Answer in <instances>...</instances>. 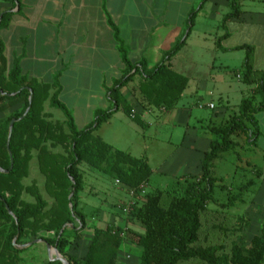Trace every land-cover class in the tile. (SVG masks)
I'll return each instance as SVG.
<instances>
[{"label": "trees", "instance_id": "obj_1", "mask_svg": "<svg viewBox=\"0 0 264 264\" xmlns=\"http://www.w3.org/2000/svg\"><path fill=\"white\" fill-rule=\"evenodd\" d=\"M3 1L11 9L17 5L20 11L19 0ZM11 15L0 12V30L7 28ZM195 15L193 11L188 17L190 26ZM238 15L235 0H232L231 12L224 17L222 26ZM107 24L113 32L124 68L121 77L108 90L112 108L96 110L93 122L82 130L77 129L70 110L58 99L59 75L54 77L52 84L37 82L21 74L17 60L7 70L0 40V113H4L0 121V264H20V250L14 247V238L15 244L21 240L40 239L55 247L69 264H118L116 256L124 241L140 247L138 264H262L264 218L259 235L246 244L241 234L248 227V220L226 212L241 198L252 180L240 187V192L229 197L226 203L217 204V208L208 207V203L214 201V187L221 181L211 176L214 162L221 153L239 146L233 136L249 139L250 135L252 138L258 135L254 115L264 110V73L252 68V48H236L244 52L238 75L243 84L253 86L252 96L240 101L235 116L210 129L214 140L203 154L200 175L190 180L184 178L183 185L174 190L145 192L151 175L146 158H136L114 149L93 136V132L119 109L140 123L119 94L134 75L141 76L138 94L145 103L154 108L173 109L187 79L173 71L168 61L178 53L184 41L178 42L151 72L146 73L145 62L132 64L118 29L109 19ZM222 38L218 40V48ZM45 103L50 109L61 111L64 120L50 121L49 115L43 112ZM21 117L13 124L7 146L9 123ZM57 148L62 151H55ZM32 158L43 177V189L50 202L43 199L35 184H23ZM81 163L113 178L131 192L132 197L143 195L141 205L134 204L128 212L140 224L142 232L93 228L85 255L76 258L68 254V248L73 244L72 238L78 235L74 222H78L80 230L85 226L84 216L77 210L82 188L78 173ZM251 171L256 169L251 168ZM24 196L31 197L32 201L25 200Z\"/></svg>", "mask_w": 264, "mask_h": 264}, {"label": "crops", "instance_id": "obj_2", "mask_svg": "<svg viewBox=\"0 0 264 264\" xmlns=\"http://www.w3.org/2000/svg\"><path fill=\"white\" fill-rule=\"evenodd\" d=\"M145 1H148L147 6L150 9V16L148 15L150 18L145 19L150 20L154 17V14H156L157 17L156 19L153 18L154 21L152 24L141 20L143 17H141L142 13L138 16L135 10L136 7H138L139 10L140 5L133 0L54 1L58 16L55 19L45 17L41 23L43 26L55 25L54 40L56 49L54 64L56 74L54 77L59 75L58 81L61 87L58 96H60L63 91L64 81L68 80L77 88V94H84L87 97L85 108H92L93 118L96 110H107L112 108L108 99V90L113 86L114 82L121 77L124 67L116 48L113 32L107 24V19L118 29L119 37L128 50L129 61L132 64H138L144 61V71L146 73L151 72L161 62L164 55L178 42L184 41L178 53L168 61V65L173 71L187 79L186 87L173 109L164 110L162 108H154L145 103L138 94V85L141 82V76L139 75H134L132 79L119 90V94L131 107L133 116H136L139 122L142 123V126L154 125L155 123H159L160 119H162L164 123L170 124L173 131L175 130L177 132L179 131L177 129L185 127L180 145L188 149L189 152L193 151V153L198 151L196 148V141H200V139L197 135L198 132H195L194 126L189 124V121L193 118L191 108L185 107V105L189 100L194 98L197 101L195 106L199 110L205 109L211 111V115L204 117L197 115L195 118L196 123L207 121L205 128L206 132L202 133L204 139L201 140L202 143L200 142L202 144V151H200L199 158L201 165L203 154L207 151L205 146H209L212 141L210 137L207 136V134L211 135L210 129L223 125L226 121L235 116L240 101L252 96L253 86L243 84L237 72L236 78L241 82V87L236 86L232 90V88H229L230 86L227 85L228 89H226V91L217 90L218 107H216L213 101L207 103L202 102L206 90L199 86V82L196 83V79H190V77H186L176 71L172 62L187 45L190 36L193 35L195 39L198 40V48L203 56L208 53H215V55L220 54L221 57H224L217 62V64L214 65V63H211L210 67H206V69L208 68L211 72L215 71V75L218 76L220 81H228L226 75L231 66H233L230 56L236 55L234 53H243L240 59L241 68L244 61V52L236 50V48L240 46L252 48V68L254 71L264 73V0H235L239 15L227 20L224 26H222L223 19L231 12L232 0H162V6L161 3L156 0ZM19 2L21 6L20 11H18L17 5L13 9H11L8 3L2 6L4 9L8 10L5 12H10L12 14L7 28H5L6 30L13 25H15V27H27L30 23L31 18L29 13H27V6L23 5L20 0ZM140 2L143 1L141 0ZM210 2L213 3L215 8H228L230 11L221 14L215 9L207 14L204 7ZM22 10H24L26 14L19 16ZM193 11H196V15L193 24L190 26L188 24V17ZM13 15H17L15 17L19 20L13 22L11 20ZM204 17H208L207 19L213 23L212 27H210V30L206 28L195 31L197 22L204 20ZM220 38L222 39L219 42L220 47L218 48L217 45ZM1 42L3 44V40ZM21 42H25V38H21ZM26 59L24 51L18 52L17 55L11 58L10 68H12L14 61L17 60L22 75L43 83L38 81L37 78H34L33 71H29L26 68ZM39 60L42 61V58ZM235 60L236 62L238 61L237 56ZM233 91L236 96L247 95L248 97H242L240 100L236 99V101L231 104L229 96ZM181 101L185 102V105H183ZM92 103H98V105H91ZM208 105H212L213 108H208ZM69 110L74 119L75 126L77 127L74 114L75 111H73L71 107H69ZM229 110L232 111L231 116L227 115ZM155 111L159 114L157 115ZM119 112L120 109L108 120L116 117ZM3 118L4 113H0V121ZM128 118L132 120L130 117ZM254 119L258 129V135L253 138L250 135L249 139H245L243 136L236 137L239 144H247L248 159L245 164L250 175L253 177V179H251L252 183L243 191L241 198L234 203L240 202L242 205H245L243 213H237V215L243 216L248 220L249 225L246 230L251 229L253 226H258L260 230L261 222L264 218V213L261 212L259 207H256L253 203L246 206V202L243 200L248 190L257 184H260L258 186V192L264 191V110L257 112L254 115ZM215 123L218 124L216 125ZM89 125L90 123L87 127ZM251 141H254V143L251 144ZM146 161L148 164V157ZM251 168H255L256 171L252 172ZM258 170L260 173H258ZM151 173L154 172L151 170ZM196 175H200V173ZM243 185L245 184H242L240 187ZM239 188L238 192H240ZM129 196H132V194L129 193ZM132 231L136 232V230ZM244 233L245 232H243V234ZM88 244L89 242H73L68 248V254L76 258H82L86 253ZM14 247L20 250L18 254L20 264H25L27 262L30 264H47L49 262V257L54 256L53 252H49L46 249L44 243H19ZM124 247L128 248L129 251L134 249L137 250L138 253L140 252V247L137 245L131 242H122L116 256L117 263L138 264L134 261L133 255H131L130 252L124 253L122 251ZM60 257L66 260L61 255Z\"/></svg>", "mask_w": 264, "mask_h": 264}, {"label": "rangeland", "instance_id": "obj_3", "mask_svg": "<svg viewBox=\"0 0 264 264\" xmlns=\"http://www.w3.org/2000/svg\"><path fill=\"white\" fill-rule=\"evenodd\" d=\"M23 5L27 6V13L31 18L27 27H15L11 26L9 29L0 30V40H3L4 45V58L7 70L11 66V58L17 55L18 52L24 51L26 54L25 66L29 71H33L34 78L43 83H51L54 80L56 74L54 64L55 54V40L54 30L55 25L43 26L41 21L45 17L56 18L58 11L54 6L55 0H20ZM94 1V0H93ZM140 5L139 10L136 7V12L141 14V20L153 23V18L156 19V14L150 20L148 17L150 9L148 8V1L133 0ZM161 3L162 0H156ZM7 4L3 0H0V12L8 11L2 6ZM204 9L209 14L211 11L217 9L221 14H225L230 11L228 8L214 7L210 2L205 5ZM156 12V11H155ZM26 12L22 10L19 16L25 15ZM17 15H13L12 21L19 20ZM150 16V15H149ZM209 17V15H208ZM207 17V18H208ZM206 17L204 20H200L196 24L195 31L202 29H209L213 23ZM186 33V32H185ZM185 36V35H184ZM183 36V38H184ZM21 38H25V42H21ZM198 40L193 35L190 36L187 41V45L181 50L179 55L173 60L172 65L176 71L190 77V79H196V83L199 82V86L206 90L203 95L202 102L207 103L213 101L216 107H218V100L216 96L217 90H225L232 88V90L238 86L241 87V82L236 78L237 72L240 68V59L243 53H234L231 55L232 65L227 72V82H222L215 75V71L211 72L208 68L211 63L217 64L222 58L220 54L208 53L203 56L199 50ZM237 56V61L235 60ZM42 58V61L39 59ZM229 58V57H228ZM32 73V72H31ZM225 83V84H224ZM52 84V83H51ZM70 81L65 80L63 83V91L58 96L60 102H62L68 109H73L77 128L79 130L85 129L87 125L93 122L92 108L86 109L85 105L86 96L84 94H77L76 90ZM94 89V88H93ZM209 92V93H208ZM81 93V92H80ZM233 91L230 94L229 101L232 104L236 99L242 97H248L247 95L236 96ZM183 105L185 102L181 101ZM196 100L192 98L188 101L185 107L191 108L193 118L189 121L191 126H194L195 132H198L199 140L196 141V148L198 151H188L185 147H181L180 143L183 137V130L185 127L179 128V131H173L170 124L164 123L160 119L159 123L152 124L151 126H142V123L130 120L120 110L116 117L103 122L99 128L93 132V136L98 137L106 144L112 146L114 149L128 153L129 155L140 158L148 157V164L154 173H151L149 178V184L145 187V192H151L155 189L158 190H174L183 185V179H191V177L200 173V151H202V142L206 132L207 121L200 123L195 122L197 115L207 116L212 112L209 110H199L196 105ZM180 104V103H179ZM98 105V103L91 104ZM179 106V105H178ZM19 107V106H18ZM12 111V110H10ZM43 112L49 115V120L52 122H62L64 116L61 111L56 109H50L47 103L44 104ZM158 115L159 113L155 111ZM163 115V114H162ZM166 115V114H165ZM227 115L231 116L232 111H228ZM163 122V123H162ZM216 125L218 123H215ZM211 140H214V136L207 134ZM233 141L238 142L236 137H232ZM201 142V143H200ZM239 144V142H238ZM205 149H209V146H205ZM57 152H61L60 148L55 149ZM247 144H239L233 150L221 153L219 158L214 162L211 170V176L219 181L214 187L212 198L213 202L208 203L209 208H217V204H224L228 201V198L235 196L238 193V188L242 184H246L249 180L253 179L249 170L246 167V160L248 159ZM34 156V155H33ZM78 173L81 177L82 188L79 192V202L77 206L78 212L84 216L85 226L80 230L78 222H74V226H77L78 235L72 238V242H89L92 237V229H106V228H121L123 230L130 229L136 230V232H142L140 224L132 217L129 216L130 207L135 205L140 206L143 202L142 196H129V191L124 189L113 178L103 175L98 171L90 169L84 163L78 166ZM199 176V175H196ZM24 185L35 184L43 199L50 202L47 194L43 189V177L37 170V164L35 158H32L28 166V176L23 180ZM257 184L244 195L243 200L246 202V206L250 203L259 207L262 213H264V191L258 192ZM128 192V193H127ZM27 201H32L29 196L23 197ZM245 209V205L237 202L232 207L226 209V212L230 214H242ZM69 228L72 225H68ZM244 234H241V240L248 244L252 236L259 235L260 230L258 226H253L249 230H245ZM16 241V238H14ZM40 240V239H38ZM35 240H21L20 243H29ZM127 242V241H124ZM122 251L130 252L133 255L134 261L138 263V251L123 248ZM30 264V263H25ZM135 264V263H134Z\"/></svg>", "mask_w": 264, "mask_h": 264}, {"label": "water", "instance_id": "obj_4", "mask_svg": "<svg viewBox=\"0 0 264 264\" xmlns=\"http://www.w3.org/2000/svg\"><path fill=\"white\" fill-rule=\"evenodd\" d=\"M0 94H2L1 92H0ZM13 95V94H12ZM29 101H30V98H29ZM27 111H28V109L26 110V112H25V114L27 113ZM24 114V115H25ZM22 119V117L21 118H19L18 120H11V122L9 123V126H8V139H7V146H8V140H9V138H10V134H11V130H12V127H13V124L16 122V121H19V120H21ZM1 171V170H0ZM69 208L71 209V206H69ZM9 214H10V212H9ZM68 226V225H67ZM66 227V226H65ZM64 229V228H63ZM62 232V231H61ZM60 232V233H61ZM36 243H44L45 244V247H46V249L50 252H53V257H49V259H48V261L49 262H53V261H56V262H59L60 264H69L66 260H64V259H62L61 257H60V255L58 254V252H57V250H56V248L55 247H52V246H50L49 244H47V243H45L44 241H42V240H35V241H33L32 242V244H36ZM13 245L14 246H16V244H15V239L13 240ZM29 245V244H28Z\"/></svg>", "mask_w": 264, "mask_h": 264}, {"label": "built area", "instance_id": "obj_5", "mask_svg": "<svg viewBox=\"0 0 264 264\" xmlns=\"http://www.w3.org/2000/svg\"><path fill=\"white\" fill-rule=\"evenodd\" d=\"M208 108H210V109H211V108H213V106H212V105H208ZM262 264H264V262H263Z\"/></svg>", "mask_w": 264, "mask_h": 264}]
</instances>
